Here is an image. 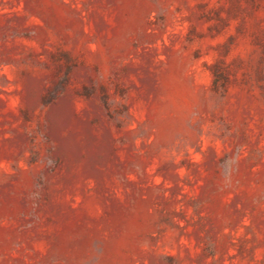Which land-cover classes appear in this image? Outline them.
I'll return each mask as SVG.
<instances>
[{"label":"rangeland","instance_id":"374dc122","mask_svg":"<svg viewBox=\"0 0 264 264\" xmlns=\"http://www.w3.org/2000/svg\"><path fill=\"white\" fill-rule=\"evenodd\" d=\"M0 264H264V0H0Z\"/></svg>","mask_w":264,"mask_h":264}]
</instances>
